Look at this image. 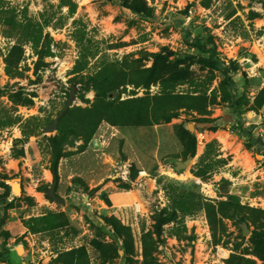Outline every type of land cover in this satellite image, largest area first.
<instances>
[{
	"label": "rangeland",
	"instance_id": "obj_1",
	"mask_svg": "<svg viewBox=\"0 0 264 264\" xmlns=\"http://www.w3.org/2000/svg\"><path fill=\"white\" fill-rule=\"evenodd\" d=\"M196 39L236 64L243 122L261 137L264 0H0V182L12 188L7 199L0 188V254L14 264H264V148L249 150L234 130L232 88ZM132 133L151 136L137 145L154 169L144 188ZM172 134L174 156L156 162ZM102 135L109 145L94 147ZM109 183L134 201L98 210ZM108 218L129 230L127 256V233L119 239Z\"/></svg>",
	"mask_w": 264,
	"mask_h": 264
},
{
	"label": "trees",
	"instance_id": "obj_2",
	"mask_svg": "<svg viewBox=\"0 0 264 264\" xmlns=\"http://www.w3.org/2000/svg\"><path fill=\"white\" fill-rule=\"evenodd\" d=\"M126 9L130 10L132 13L142 15L143 11L138 9V8H133L126 6ZM194 46L197 47L201 52L208 54L209 59L206 61V67L212 69V70H217L222 72L223 76L226 78L228 81L230 87L232 88V95H233V104H232V115L234 116V119L236 120V128H234L235 131H237L238 135L240 138L244 139L246 141V147L249 150L256 149L257 147H260V149L264 148V141L261 139V137H256L254 135V127H248L244 124L243 119H242V113L240 111L241 107V102L239 100V95L237 90L235 89V85L233 82H231V79L236 75L237 73V67L234 62H231L229 66H227L224 62H222L218 55H217V50L216 47L213 43H202L200 40L196 39ZM160 58V57H159ZM162 59H166V57H161ZM149 86V85H147ZM261 96H264V89L261 93ZM150 126V125H147ZM256 129V128H255ZM263 153V152H262ZM51 173L54 176L55 183L58 181V165L56 162H54ZM0 188L4 190V196L3 199H7L10 197L12 193V188L7 185L5 182H0ZM106 226L114 228V232L118 235L119 239L123 238V234H126L124 236V253L127 256L129 253V244L132 243V236L129 233V230H125L123 227L120 226V224L117 222L116 219L114 218H108L105 219ZM122 237V238H121ZM13 254L9 251L7 253H1L0 254V259H6L8 264H14L13 259H12Z\"/></svg>",
	"mask_w": 264,
	"mask_h": 264
},
{
	"label": "crops",
	"instance_id": "obj_3",
	"mask_svg": "<svg viewBox=\"0 0 264 264\" xmlns=\"http://www.w3.org/2000/svg\"><path fill=\"white\" fill-rule=\"evenodd\" d=\"M253 122H254L253 125L257 124L256 120H254ZM146 128H151V127H146ZM154 130L157 131V128ZM129 135H130V138L132 140H133V138L135 139L134 145H136L135 148L132 149L133 150V152L131 153L132 160L134 159L135 160L134 162L138 163L141 166L140 172L142 171V172H145L146 174H148V172L151 173L154 169H150V166H148L147 162L145 161L146 160V154L144 152H146V151L142 148L137 147V145L138 144L140 145V143H142V142L143 143L148 142L147 140H149V138L151 137L150 134L149 135L146 134L145 136H142V135H139L138 133L137 134L132 133V135L131 134H129ZM125 136H126V133L124 131L123 136H122V140H123V137H125ZM169 137H170V141L172 142V144L174 143V145L172 146L170 152H168V153L166 152L164 154H161V147L158 148V154L154 153V157H152V158H155L156 162H159V158L162 159V157H163V159L168 160L171 156H174V154L172 152L174 151L173 149H175V146H176L175 144H177V139L175 138V136L173 134L170 135ZM137 140H139V141H137ZM136 142H138V143H136ZM94 147H96V143L94 144ZM156 162H153V163H156ZM159 163H156V164H159ZM239 163L244 164L242 161H239ZM262 164H264V160H263ZM257 174H264V170L263 169L258 170L256 175ZM135 197H136V195H135V193H133V191H122V190L117 189V187L115 186V183H109V184H106L100 190V192L98 193V197L93 200V203L95 205H97V209L100 211H104V212L111 211V210L114 211V209H117L119 207H124V206H126L125 204L134 201ZM20 236H22V235H20ZM26 239H28V238H26ZM13 241H15V237L10 238V242H13ZM8 246L10 247V245H8ZM13 256H14L15 260L19 258L18 256H15V255H13Z\"/></svg>",
	"mask_w": 264,
	"mask_h": 264
},
{
	"label": "built area",
	"instance_id": "obj_4",
	"mask_svg": "<svg viewBox=\"0 0 264 264\" xmlns=\"http://www.w3.org/2000/svg\"><path fill=\"white\" fill-rule=\"evenodd\" d=\"M109 130H107L105 132V136L107 134ZM259 134L261 137H264V127L262 126L260 129H259ZM105 136H100V138L98 140L95 141L96 143V147H99V145H105L106 142H105ZM117 137V134L116 133H111L110 135V138H109V141L112 140L113 138ZM106 145H109V143H107ZM129 168H128V165H124L123 167H120L119 170H118V176L122 179V180H129ZM146 178H149L148 175H146L145 172H140V179H139V182L137 183L139 185V187L141 188H144V186L146 185L144 183L145 179Z\"/></svg>",
	"mask_w": 264,
	"mask_h": 264
},
{
	"label": "water",
	"instance_id": "obj_5",
	"mask_svg": "<svg viewBox=\"0 0 264 264\" xmlns=\"http://www.w3.org/2000/svg\"><path fill=\"white\" fill-rule=\"evenodd\" d=\"M249 116L252 117L253 115L250 114ZM57 128H58V123H55L54 125H52V126L46 128V129H45V133H54V132L57 130ZM190 131H192V127H190ZM191 162H192L191 159H188L187 161H184V162L177 161V162H176V167H175L176 172H180V171H182V170H185V169L191 164ZM19 183H20V180L17 181V184H18V185H19ZM19 186H20V185H19ZM223 188H226V189H227V187H226L225 185H223ZM13 190H14V193H15V187H13ZM20 190H21V186H20ZM19 193H20V192H19ZM51 196H52V198H53L54 200H56V201H58V202H60V203H62V204H65V203H66V200L60 199V198H58V197L56 196V194H55V190H54V189H52V191H51ZM245 232H246V233H249V230L246 229Z\"/></svg>",
	"mask_w": 264,
	"mask_h": 264
}]
</instances>
